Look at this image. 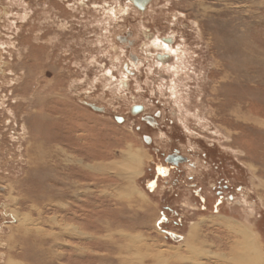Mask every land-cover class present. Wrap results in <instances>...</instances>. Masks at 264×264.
<instances>
[{
	"label": "rangeland",
	"instance_id": "rangeland-1",
	"mask_svg": "<svg viewBox=\"0 0 264 264\" xmlns=\"http://www.w3.org/2000/svg\"><path fill=\"white\" fill-rule=\"evenodd\" d=\"M145 30L173 37L167 67L141 53ZM174 151L208 194L227 170L240 223L196 211L186 164L146 189ZM262 212L264 0H0V264H264Z\"/></svg>",
	"mask_w": 264,
	"mask_h": 264
},
{
	"label": "flooded vegetation",
	"instance_id": "flooded-vegetation-1",
	"mask_svg": "<svg viewBox=\"0 0 264 264\" xmlns=\"http://www.w3.org/2000/svg\"><path fill=\"white\" fill-rule=\"evenodd\" d=\"M128 2L130 3V1H128ZM131 5L133 6V4H131ZM134 8L137 9L136 7H134ZM141 38H142V40L145 41L143 44L145 49L143 50L141 48V53L146 54V57L152 60L153 65L155 67L157 66L156 67L157 69L167 67L168 63L171 62V58H172L173 51L171 50V48H172V45L174 42L173 37H155L154 33H151L149 30H145V31L141 32ZM119 39L122 43H125L127 45L132 44V41H130L126 37L122 36ZM149 46L157 48L160 51H157L155 53H150L149 52ZM130 59L133 61V63H130L131 67L136 66V64H138V58L135 55H130ZM173 70L175 71V69H173ZM122 85H123V87H126L127 83L124 82ZM132 99H134V98H132ZM134 106L140 107L141 108L140 111H138L136 113H132ZM145 110L146 109H145L144 105L134 103L131 105V107L129 109V113L133 117H137V116L140 117L142 115L143 117H140L141 121L150 127L158 126L157 120L161 116V113L156 112L154 115H143ZM100 113H104V112H100ZM113 120L119 124H123L125 121L123 117H119V116H114ZM142 140L146 144H149V145L152 144V138L150 136L144 135L142 137ZM185 164H186L187 168H190L188 170H189V172H191V174L188 172L190 175L187 179L191 182L194 180V183H190L189 184L190 186H188V188L185 189L186 190L185 192H186V196L189 195L191 197L192 202L194 203V206H196V211L198 210L197 212L207 211L211 208L213 214L218 215V216H223L225 218H230V221L232 223H233V221L238 222L236 220H240V217H243L245 215L244 214L245 211L243 213L242 207H239L243 204L240 201V197L242 195L240 192V187L236 186V188H234V190H233V187L229 186L226 183L225 180H226V175L228 176V172L223 166L214 165L215 166L214 167L215 173L218 174V177L221 180L211 179L212 181L210 180L209 182H207L208 185L210 186V188H209L210 192L208 194L204 190L205 186H203V184H202V181H204L206 179V178L204 179V176L202 174L203 169H201V173H198L197 167H199V166L196 165L195 163L188 161V159L186 157L180 155L178 153V151H174L172 154L165 155L164 159H163V164H160V165L158 164L155 166L154 177L151 179L144 180V183L146 185V189L149 192H153L157 188L158 179H165V178L170 177V175L172 173H175V170H179V167L184 166ZM205 172L206 173H204V174L207 175V178H208V176L211 177L209 171H205ZM192 173H194L195 176H192ZM167 211L173 212V210H171L170 208H167ZM258 218H259V220H262V224H263L264 212L259 213ZM248 219H250V218L248 217ZM162 222L167 223L168 219L165 216H163ZM238 223H240V222H238ZM173 224L175 226H178V224L182 225V220L179 218L175 219V220H173ZM255 228H257L256 225H255ZM245 231L246 230H244V232H242V234L243 233L248 234V231H246V232ZM163 232L167 233L169 231L167 229H165V230H163ZM257 234L260 237V234L258 233V231H257ZM167 235L170 237L171 233L169 232V234L167 233ZM170 238L174 240L175 237H173V238L170 237ZM258 240H259V238H258Z\"/></svg>",
	"mask_w": 264,
	"mask_h": 264
},
{
	"label": "bare ground",
	"instance_id": "bare-ground-1",
	"mask_svg": "<svg viewBox=\"0 0 264 264\" xmlns=\"http://www.w3.org/2000/svg\"><path fill=\"white\" fill-rule=\"evenodd\" d=\"M95 105V104H94ZM96 106V105H95ZM124 166V165H123ZM126 166V165H125ZM126 167H128L129 168V170H130V168H132L131 167V164H128ZM93 168V167H92ZM133 169V168H132ZM96 170L98 171V172H100L101 170H105L103 167H97L96 168ZM131 172H132V170H131ZM74 230V229H73ZM242 231H244V230H242ZM241 231V232H242ZM247 231V230H246ZM245 231V232H246ZM243 234H245V233H243ZM187 239L188 240H190V241H192V240H195V239H197V238H195L196 237V232L194 231V228H192L189 232H188V234H187ZM244 240H247L246 242H247V245L246 246H251V244H252V242H251V238H250V236L248 235V234H245L244 235ZM186 241V240H185ZM190 241H188V242H186L185 243V245H187V248H188V250L190 249V250H193V248H192V244L190 243ZM195 243V242H194ZM198 243V242H197ZM200 243V242H199ZM245 243V242H244ZM194 245V244H193ZM242 245V244H241ZM244 246V245H243ZM245 246V247H246ZM254 247V246H253ZM255 248V247H254ZM201 249V248H200ZM200 249H198L199 251H200ZM241 249H243V248H241ZM246 249H249V247H247ZM197 250V251H198ZM195 250H193V252H194ZM257 251V250H256ZM192 252V251H191ZM195 253V252H194ZM247 253V252H246ZM243 254V253H242ZM241 253L239 254V258L237 257L236 259V264H259V258L258 257H254V256H251V255H248V254H246L245 256H244V254L242 255ZM195 255V254H194ZM252 255H254V254H252ZM202 256V255H201ZM236 257V256H235Z\"/></svg>",
	"mask_w": 264,
	"mask_h": 264
},
{
	"label": "water",
	"instance_id": "water-1",
	"mask_svg": "<svg viewBox=\"0 0 264 264\" xmlns=\"http://www.w3.org/2000/svg\"><path fill=\"white\" fill-rule=\"evenodd\" d=\"M128 1H130V3L133 4V6L136 7L138 10L143 11L146 9V7L148 6L151 0H128ZM84 104L95 112H104L103 108L97 107L94 104L91 103H84ZM140 109H141L140 107L134 106L132 113H136L140 111Z\"/></svg>",
	"mask_w": 264,
	"mask_h": 264
},
{
	"label": "crops",
	"instance_id": "crops-1",
	"mask_svg": "<svg viewBox=\"0 0 264 264\" xmlns=\"http://www.w3.org/2000/svg\"><path fill=\"white\" fill-rule=\"evenodd\" d=\"M124 264V263H123Z\"/></svg>",
	"mask_w": 264,
	"mask_h": 264
}]
</instances>
